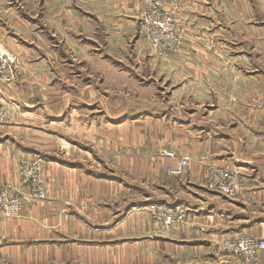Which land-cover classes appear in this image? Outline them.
Wrapping results in <instances>:
<instances>
[{"label": "crops", "instance_id": "0c3cea01", "mask_svg": "<svg viewBox=\"0 0 264 264\" xmlns=\"http://www.w3.org/2000/svg\"><path fill=\"white\" fill-rule=\"evenodd\" d=\"M148 1L96 0L98 11L90 19L81 7L63 8L62 18L50 19L54 42L43 48L23 39L20 16L11 9L0 12V44L16 59L14 79L0 83L7 112L0 123V189L12 186L26 197L18 168L24 160L41 159L48 195L43 203L27 204L20 219L0 217V264H118L119 244L152 241L164 249L160 257L176 264L183 256L194 264H246L221 251V242L240 233L264 240V0H254L252 19L238 18L254 20L255 28L238 31L209 25L232 20L228 10L215 9L226 0H172L175 11L166 0L164 11L185 34L246 37L254 60L231 59L224 44L207 51L185 44L177 55L149 50L142 69L147 84L158 86L152 96L157 104L120 110L125 102L97 86H115L117 74L126 65L133 68L130 53L138 47L111 43L133 41ZM88 30L104 44L93 40L97 45L88 50ZM57 39L63 44L55 45ZM213 48L221 59L213 58ZM88 51L94 54L90 62ZM118 51L126 53L125 69L114 56ZM88 63L99 75L108 65L107 77L91 78ZM232 83L247 88L231 92ZM171 149L192 158L186 177L166 172L162 152ZM145 161L156 167L140 183L117 170L122 163ZM207 165L238 171L243 190L225 196L208 188ZM157 204L185 208V226L170 227L169 235L160 229L158 235L120 239L134 228L122 235L118 229L135 217L147 231L148 208ZM253 264H264V251Z\"/></svg>", "mask_w": 264, "mask_h": 264}, {"label": "rangeland", "instance_id": "374dc122", "mask_svg": "<svg viewBox=\"0 0 264 264\" xmlns=\"http://www.w3.org/2000/svg\"><path fill=\"white\" fill-rule=\"evenodd\" d=\"M77 2H74L73 0H0V12L5 13L6 11L14 13L15 15L20 16L21 18V27H22V37L26 41L30 42H35L36 46H39L43 48L44 46H47L49 43H52L53 41V33L50 27V19L53 15H56L57 18H62V15L64 13L63 8L69 10L71 7H74L77 9L78 7L83 8V11L86 13L84 14L85 17L90 19V17L95 14L96 5L95 1L96 0H76ZM227 4L223 6H217L215 5V9L222 10L221 8L228 10L227 13L230 15L231 19L230 21H223V25H220L218 23V20L212 22V25H210L211 28H228V29H234L235 31L239 30H246L249 28H255L254 25V20H240L238 21V18L241 16L248 17L249 19H252L254 17V0H226ZM175 2L170 0L169 4L173 6L172 10L175 11ZM220 2V1H218ZM98 3V2H96ZM165 3L163 2V5ZM101 5V4H100ZM102 6V5H101ZM53 8H56L55 11ZM98 8V6H97ZM100 8V7H99ZM147 9V8H146ZM146 12V11H145ZM144 12V15H145ZM170 13V12H169ZM171 14V19L173 22L176 24L177 28L180 31L181 36L179 37L180 39V46L176 45V47H179L177 51H172V50H166L163 51L162 53H156L154 52L151 44L148 42L146 38H144L140 34V25L142 20L140 21L139 28L136 33V37L132 40L124 41L122 38L119 39L116 42L111 43V39L109 38L108 41L111 44H118V45H133L138 47L135 52L130 53L131 58L134 59V62L131 64L133 68L130 66H127V71L123 70L120 71L117 74V82L118 84L115 86L109 85V84H102L98 85L99 89H101V92L103 93H109L110 91L112 94H115L118 96L119 104L122 102H125L124 105H119V109H125V110H134L136 112L142 111L144 108H148L149 106H156L154 104H157V101L152 100V96H155L159 92L158 86L155 85L154 83L147 84V79L148 78V73L145 72L143 68V63H142V55H147V52L151 50V54L155 55H163L166 53H171V54H180V51L182 48L185 46V44H190L193 46H200L204 50H208L209 47L213 45H227L229 47V50H231V59L234 60H241L240 57L243 59L247 58V61L254 60V52L252 48L250 47V44L246 43V40L248 38L238 36V35H232V36H225V37H212V36H206V35H200V36H188L187 34L184 33L183 28L180 26V24L177 22V20L172 16ZM219 12H216L214 15L216 18H219ZM226 16V14H225ZM144 17V16H143ZM18 20V19H17ZM88 20V24H89ZM205 26V25H204ZM93 40H97L99 44H104V38H98L95 36L91 35V31L88 30V36L85 38V44L87 45L88 50H91L92 48H95L97 44H94ZM116 40V39H115ZM114 40V41H115ZM54 42V41H53ZM62 39H57L55 41V45H62ZM102 44V45H103ZM2 47V45H1ZM216 47V46H215ZM5 49L4 47H2ZM150 48V49H149ZM6 50V49H5ZM215 49L213 48L211 55L213 56L214 59H221L222 55L221 52H215ZM9 52L8 50H6ZM246 52V53H245ZM11 54V53H10ZM13 55V54H12ZM92 52L87 53L88 61H92L91 59ZM99 56H102V54H98ZM114 56L118 58V60L122 61V65L119 66V68H124L125 69V63H126V53L123 51H118L114 52ZM15 57V56H14ZM43 61V60H42ZM45 63V62H44ZM61 63V61H60ZM129 64H130V59H129ZM101 65V64H100ZM102 73L99 74H94L93 70V65L91 63H88V72L87 74L90 75L91 78L96 77L98 78H106L108 75V65L102 66ZM130 68V69H128ZM251 70V69H250ZM127 73L128 75H125L124 73ZM153 79V76H152ZM105 80V79H104ZM116 89H115V88ZM241 88H247V84H238V83H232L231 84V92H240ZM99 91V90H98ZM149 95V96H148ZM148 96V97H147ZM154 133L159 135V139L163 138V134H159L158 132H161L160 126L157 124H154ZM150 144V143H149ZM144 149L140 150V155H145L143 153ZM168 151H174L178 155H186V154H181L179 150H164L162 152V157L164 156V152ZM189 156V155H187ZM32 160H37L38 163L40 161V168L36 164L31 165V167L36 169H39L37 171V174H39L42 186H43V191L42 195L39 192H32L33 186L30 183L22 184L21 177H20V170L23 167L25 162L31 161V160H24L19 168H18V176L20 183L25 186L28 189V194L26 197H24L20 192H13V199L12 201L6 203L4 200L0 202V217L5 218V219H20L23 217L25 207L27 204L30 202L32 203H43L48 199L47 191H46V180H45V163L41 159H32ZM165 160L168 162L167 167H166V172L169 175H173L169 173L168 167H174V162L166 159ZM150 163V164H149ZM193 163V161H192ZM192 165V164H191ZM211 166H219L222 168H229L228 166H221V165H207L205 166L204 170V179H205V185L209 187L208 185V180H207V174ZM156 166L154 164H151V162H148V164L143 162L140 163H135V164H127V163H122V165L117 166V170L120 174L125 176L129 180H134L136 182H142L143 176L146 175L148 176V173L151 172L152 174V169H155ZM191 166L186 170V172L182 175H179L178 177H186L189 169ZM233 170L232 168H229ZM236 173L240 174L238 171L233 170ZM241 176V175H240ZM242 177V176H241ZM243 178V177H242ZM168 181H170L168 179ZM173 182V181H172ZM6 189H11V190H17L15 187L12 186H7L4 188L0 189V194L3 193L4 190ZM212 190V189H211ZM243 190V188H242ZM241 190V191H242ZM215 191V190H214ZM240 191V192H241ZM218 192V191H216ZM239 192V193H240ZM222 194V193H221ZM238 194V193H237ZM235 194L234 196H236ZM223 195V194H222ZM227 196V195H225ZM15 203L20 207L19 211L17 210V216L13 215L14 211L12 207L15 205ZM12 213L9 214L8 212ZM148 213L150 214V225L148 226L149 229L147 231H144L143 227H139L142 225L141 218L140 217H135L133 222L129 221L127 222L122 228L118 229L119 234L122 235L123 233L125 234L127 229L129 228H134L133 231L127 232L125 235L120 236V239H123L121 237H129V238H142L148 236V233L151 234H159V230L161 229L162 231H166L167 234L169 235L170 232H172V229L174 226H185L186 224V216H187V211L184 208H176V207H171L168 205H155V206H150L148 208ZM181 224V225H180ZM134 226V227H132ZM173 226V227H172ZM171 227V228H170ZM128 229V230H129ZM123 232V233H122ZM237 235H248L244 233L236 234V235H231L229 237L224 238V240L221 242V251L225 252L228 255L240 257L243 259L242 261L246 264H253L255 261H257L259 254L262 252L260 251L254 261H247L244 257L228 253L226 249L224 248V241L227 238H232ZM252 237L251 235H248ZM254 238V237H252ZM256 239V238H255ZM259 240V239H257ZM169 250V246L167 248ZM115 254L117 253L119 256V262L118 264H176L177 262L175 260H172L171 258H167L166 260L161 256L159 252H164V249L162 247H159L158 243L151 242V243H125V244H119L118 247L115 249ZM264 251V250H263ZM177 253V251H175ZM169 253H173L174 251H169ZM178 254V253H177ZM176 255V254H175ZM178 256V255H176ZM107 257V256H106ZM178 259V257H177ZM186 261V262H185ZM182 263H192L191 259L186 260L183 256ZM180 263V264H182ZM193 262L192 264H194Z\"/></svg>", "mask_w": 264, "mask_h": 264}, {"label": "built area", "instance_id": "2783aa9c", "mask_svg": "<svg viewBox=\"0 0 264 264\" xmlns=\"http://www.w3.org/2000/svg\"><path fill=\"white\" fill-rule=\"evenodd\" d=\"M163 2L165 3L166 0H149L140 25V34L148 40L156 53H162L166 50L177 51L179 47H176V45L180 46V31L171 19V14L164 11ZM15 63V57L3 49L0 44V83H9L14 79ZM6 113L5 108L0 103V123L6 119ZM163 157L174 162V167H168V171L176 176L184 174L193 161L190 156H181L174 151L164 152ZM25 163L20 170L22 184H32V192H39L42 195V192H44L42 182L39 174L36 175L39 169L35 170L31 167V165L36 164L41 170L40 161L38 163L37 160H31ZM207 180L210 189L227 196H234L243 188V178L229 168L211 166L207 174ZM13 192H17V190H4L0 194V202L2 200L6 203L12 201ZM12 209L14 211L13 215L17 216V210L19 211L20 207L15 203ZM223 245L228 253L244 257L249 262L254 261L258 253L264 250V240H257L248 235L227 238Z\"/></svg>", "mask_w": 264, "mask_h": 264}]
</instances>
